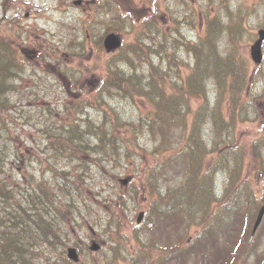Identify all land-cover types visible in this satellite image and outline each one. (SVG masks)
<instances>
[{
  "label": "trees",
  "instance_id": "1",
  "mask_svg": "<svg viewBox=\"0 0 264 264\" xmlns=\"http://www.w3.org/2000/svg\"><path fill=\"white\" fill-rule=\"evenodd\" d=\"M178 1L185 7L186 0L173 3ZM100 6L99 15L95 14L88 26L93 49L98 51L97 62L93 68L82 62L78 67L81 73L96 70L101 74L97 87L92 92L80 88V97L71 99L69 104L64 102L60 106L55 102L44 108L52 120L47 122V118L33 137L34 143L27 145V157L38 168L28 176L22 173L25 153L11 142L7 124L14 106L11 93L17 90L25 73V54L13 43L18 36L13 26L16 19L0 27V173L6 165L4 158L9 156L11 164L20 169L21 176L30 184L29 190L21 192L27 202L21 203L16 199V189L5 180L0 181V203L4 204L0 208V264H33L31 260L43 244L56 248L63 242L68 224L73 222L82 228L78 221L82 216H95L98 207L103 208L119 231L122 213L131 210L130 199L135 208L138 197L147 203L145 214L142 224L135 226L128 238L137 248L157 246L149 240L154 239L159 223L175 219L192 230L191 238L197 240L212 225L227 223L233 210L224 199L231 187L237 186L240 165L245 161L242 152L246 149L234 136L232 141L226 139L236 131L238 122L249 119L251 108L243 92L249 79L247 61L238 51L241 33L246 29L244 22L238 17L225 21L220 11L207 16L201 31L193 39L183 36L179 44L175 43L176 48L167 52L169 65L159 69L157 64L163 60L159 45L183 22L176 17L181 8L172 11L170 3L166 5L170 17L167 26H160L152 17L144 19L135 30L126 29L132 33L129 43H123L109 58L102 59V35L94 33H104L109 26L106 20L116 12L108 4ZM223 9L224 13H234L226 3ZM101 13L105 19L100 17ZM122 19L127 25L129 19ZM95 23L98 26L93 29ZM86 33L79 23L77 37L74 39L73 33L70 38L71 44L78 43L70 45L72 52L84 53ZM172 63L178 68L172 67ZM76 79L73 73L70 81L74 84ZM73 89L70 94L78 92ZM139 100L147 104L142 111L136 105ZM128 104L138 107L136 117L126 115L124 106ZM146 139L151 145L144 143ZM255 142L247 145V154L257 158ZM110 154L115 156L114 167L121 159L135 158L138 162L134 164L142 163V167L133 173L127 185L113 187L111 194L95 198L94 204L82 201L80 206L76 195L89 199L93 194L86 178L93 176L99 183L103 177H110L116 183L118 171L101 164L102 158ZM149 155L153 162L147 160ZM94 167L95 175L91 173ZM223 171L229 175V183L225 194L217 197L214 176ZM138 174L142 193L137 185L132 192H125ZM7 205L12 209L7 210ZM62 259L70 262L66 256Z\"/></svg>",
  "mask_w": 264,
  "mask_h": 264
},
{
  "label": "rangeland",
  "instance_id": "2",
  "mask_svg": "<svg viewBox=\"0 0 264 264\" xmlns=\"http://www.w3.org/2000/svg\"><path fill=\"white\" fill-rule=\"evenodd\" d=\"M74 1L0 0V27L8 23V20L16 19L13 21V26L17 28L18 36L13 43L18 45V48L25 54L20 51L25 58V73L17 84V90L11 93L14 106L10 109L7 119L12 136L11 142L17 143L25 153V160L21 162L22 173L28 176L32 171L38 169L37 164L35 166L30 157H27L28 151L26 149L34 143L33 137L37 136L38 128L49 117L44 108L48 104L55 105V102H59L58 105L60 106L64 102L69 104L71 99L80 97V88L84 92L94 91L100 79L101 74L96 70L89 73L78 71L80 62L93 68L97 62L98 53L89 51L91 44H93L90 35L88 39L83 40L85 52L82 55L70 50V45H78L77 41L73 44L70 41L73 33L74 39L77 37V25L80 23L87 29L89 21L93 19L92 17L100 7V3H108L111 4L109 6L113 8L114 12L127 15L125 19H129L127 24L129 30L137 29L145 18L151 19L152 17L157 21L159 20L160 26H167L165 22L170 20V17L167 14L166 5L170 3L172 11L177 7L181 8L176 17L181 18L183 22L176 31L173 33L170 31V34L168 33L159 45V51L162 55L160 57L163 58L161 64H157L159 69L163 68L164 65H169L166 64L168 61L167 52L176 48L175 43L179 44L183 36L193 39L197 32L201 31L202 22L207 16H214L217 11H220L225 21H233L240 16L246 25V29L241 33L238 51L241 57L247 61L245 64L249 79L246 80L247 87L243 89V92L250 94L247 100V105L251 107L248 113L249 121H242V124L237 125L236 131H232L226 140L232 141L234 136L246 149L242 152L245 160L242 178L244 176L246 179L238 186L245 184L250 189L249 185H254L257 182V188L251 189L255 195L252 197L243 194V190L240 189L239 196L236 195L238 200L234 198V189L232 190L231 187L228 192L230 195L226 198L231 200V206L234 210L228 222L212 225L210 231L197 240L191 238L192 230L190 231L185 226L178 224L175 219L167 223H159L154 231V239L149 240V242L157 245L155 248L149 245L137 248L136 244L133 247L129 245V249L124 246V241H128V234L134 232L138 213L146 208L147 203L143 198L138 197L139 200L135 208L132 206L133 200L130 199L131 210L122 213L123 222L119 231L115 230L103 208L100 207L99 209L98 207L96 210L98 213L95 212V216H82L78 221L82 228L75 226L73 222L68 224V232L62 235L64 240L63 242L60 241L56 248L50 249L43 244L34 254L35 257L31 262L33 264H73L62 259V257L66 256L68 246L76 245L80 256L76 264H133V262L135 264V261L139 264H210L219 256L223 257L221 260H225L228 264H264V215L252 239L249 237L247 229L248 226L251 228L259 203L264 199V185L262 177H260L264 171L258 167L257 158L254 161L247 155V145L258 136L264 137V42L261 69L258 74L253 75V80L252 77L250 80V71L255 68V63L249 54L250 45L255 38L257 29L264 27V0H186L185 7L180 1L173 3L174 0H81L82 2L78 4H75ZM225 3L234 13H224L223 6ZM155 6L160 14H154ZM4 8L7 10L4 11ZM118 17H113L117 22L110 24L109 29L124 32H120L124 42L129 43L132 39V33L123 29V17ZM96 24L93 25V29L98 26ZM87 33H89L88 30ZM11 34L13 35V32ZM97 34L102 35V38L104 36L100 31L94 33L95 36ZM105 51V49L101 51V56L107 59L111 55H107L108 53L106 54ZM176 53L180 54L182 59H187L185 54L180 51H176ZM172 67L178 68L174 63H172ZM73 73L77 77L74 84L73 81H70V76H73ZM73 87L78 92L70 94V90L75 91ZM194 102L198 104L196 100ZM136 105L142 111L143 105L146 106L147 104L145 101L139 100ZM137 106L125 105L126 115L130 114L129 117H136L139 112ZM90 112L97 115V112L95 113L92 109ZM241 116L242 118L245 117L243 112ZM51 120L52 118H48L47 122ZM244 140L248 141L245 142ZM260 141L264 143V138ZM144 143L147 146L151 145L147 139ZM257 147L255 144V148ZM114 158L113 154L106 155L102 158L101 164L113 167L114 170L118 171L119 176L116 178V183L110 177H103L99 183L95 182L93 176L86 178L85 182L89 183L93 194L89 199L85 196L76 195L77 204L81 206L82 201L94 204L95 198L111 194L113 187L119 188L121 185L120 179L132 177L133 173L142 167V163L137 164L138 166L134 164V162H138V158L121 159L120 163L114 167ZM11 160L12 158L9 156L4 158L6 165L4 171L0 173V181L5 180L7 184L16 189V199L19 202H27L21 192L25 193L26 190H29L30 184L21 176L20 169L11 164ZM147 160L153 162L154 158L149 155ZM96 172L97 168L94 167L91 173L95 175ZM140 178V174L134 176L133 186L124 191L132 192L137 185L142 193ZM228 183L229 175L224 171L220 172L217 183L219 195H224ZM85 186L87 185L85 184ZM135 200L137 201V197ZM2 207L4 204L0 203V208ZM5 207L7 210L12 209V206L7 205ZM82 213L85 214V210H82ZM170 234H172L171 239L168 238ZM179 235H184V237L177 239ZM93 239L102 245L98 251L94 252L88 249ZM234 248H236L235 251ZM171 252L172 254L169 255ZM250 253H252V257L245 259L246 255ZM145 254L151 259L146 260ZM232 259L233 261H231ZM243 259H245L243 262L240 261ZM224 263L221 262L220 264Z\"/></svg>",
  "mask_w": 264,
  "mask_h": 264
},
{
  "label": "water",
  "instance_id": "3",
  "mask_svg": "<svg viewBox=\"0 0 264 264\" xmlns=\"http://www.w3.org/2000/svg\"><path fill=\"white\" fill-rule=\"evenodd\" d=\"M257 34H258V37L255 39V41L251 45L250 54H251L252 59L255 62H260L261 58H262L261 44H262V41L264 39V29H259ZM120 43L121 42H120L118 36L114 33L107 34L105 39H104V45L107 49L116 48L120 45ZM125 181H126V179L123 180V182H125ZM263 212H264V205H262L259 209L257 218H256L254 226H253V230H255V228L259 224L261 217L263 215ZM142 213L143 212L139 213V215L137 217L138 221L140 220ZM97 247H98V245L93 243L91 248L96 249ZM68 257L72 258L73 260L78 259V254H77L75 248H73V247L68 248Z\"/></svg>",
  "mask_w": 264,
  "mask_h": 264
}]
</instances>
